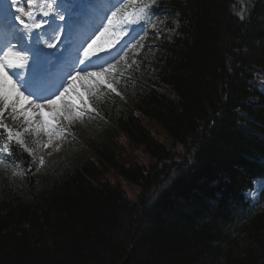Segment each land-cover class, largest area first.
<instances>
[{"label":"trees","instance_id":"16d2710c","mask_svg":"<svg viewBox=\"0 0 264 264\" xmlns=\"http://www.w3.org/2000/svg\"><path fill=\"white\" fill-rule=\"evenodd\" d=\"M159 5L168 29L112 125L39 172L0 173V264H264V200L243 197L264 178V0ZM139 149L148 163L125 159Z\"/></svg>","mask_w":264,"mask_h":264},{"label":"snow or ice","instance_id":"6c2138e0","mask_svg":"<svg viewBox=\"0 0 264 264\" xmlns=\"http://www.w3.org/2000/svg\"><path fill=\"white\" fill-rule=\"evenodd\" d=\"M82 3L88 5L89 10L95 5L96 0H81ZM138 0H129V4H135ZM7 5L8 15H6L0 24L3 22H9L8 26L10 28L17 29L19 32V39L8 45V47L0 53V117L4 115L6 111H11L13 119H18L22 121V126L24 131L30 132L34 131L37 135L44 132L49 138V145L51 144L52 137L55 134L63 135V130L59 127L65 120L69 122L72 119L73 112L75 114H80V112L86 107L84 97L79 93L76 94L75 98L69 97V92H75V82L79 80L94 79L96 84H103L108 89L115 91L113 85L107 80L101 81V77L106 76V74L111 73L115 69V65L112 64L107 68H103L98 71L88 70L76 71L75 74L70 75V79L67 80V86L62 88L57 95L42 101H37L33 97L26 95L13 80L7 72V69H22L27 73L30 61L35 58V52L38 50L39 45L35 42V38L38 35H42L45 29V25L49 28L55 19L56 30L53 39L45 41L46 49H55L57 51L63 50L62 37L64 35L63 27V16H58L55 11V4L49 2V0H41L39 4L36 0H27V9L39 8L40 19L36 18L33 11H29L25 6H21L19 0H11L8 4V0H5ZM153 10L152 15H157L156 8L159 7L156 4V0H153ZM127 6V5H126ZM15 11H12V8ZM120 13L113 11L110 16L106 17L107 25L103 26V31L99 33L91 41L87 43V46L82 49L83 60L79 63L82 65L86 60H89L96 53L94 49L97 48L98 41L108 36V43L112 47H115L119 40V34L116 32L118 26L124 21H127L128 25L136 23L133 19L132 14H127L122 16L120 19L118 17ZM31 20L32 23H28ZM22 30V31H21ZM127 33H125L126 35ZM58 45L61 47L58 48ZM103 46L99 47V51H103ZM81 73H85L82 76ZM23 78V76L21 77ZM119 95V93H117ZM66 97L68 98V111L56 110L58 102H64ZM79 101V103H77ZM53 110L50 119L44 117L42 109ZM38 121V122H37ZM0 128H2L7 134V140H15L18 145L23 146L25 141L22 139V134L19 131L14 132L0 120ZM49 145H43L47 147ZM3 151L8 153L9 156L14 155L15 149L9 151V145H3ZM25 151H28L25 149ZM42 165L44 163L43 159L39 160Z\"/></svg>","mask_w":264,"mask_h":264},{"label":"rangeland","instance_id":"374dc122","mask_svg":"<svg viewBox=\"0 0 264 264\" xmlns=\"http://www.w3.org/2000/svg\"><path fill=\"white\" fill-rule=\"evenodd\" d=\"M239 6H242V4L239 3ZM132 47L133 46H131V48ZM134 53H136V51H134ZM86 80L90 81V87L91 88H93L95 86H102L103 85V84H96L94 79H88L87 78ZM86 80H83L79 84H75V92H69V94H68L69 97L75 98L77 93H79L80 95H83L82 90L85 88V87H83V84L86 82ZM101 81H104V80L101 79ZM113 88L115 89V91H112V90H110V91L117 94L116 87H114V85H113ZM83 97H84V95H83ZM84 100H85V98H84ZM77 103H79V101H77ZM56 110L68 111L67 102H58V104L56 106ZM88 110H92V109L88 108ZM42 111L44 113V117L50 119V116H51L53 110L45 108V109H42ZM76 115L77 114H75V112H73L72 118H74ZM20 133L22 134V139L25 141L24 132H20ZM29 133H30V136H32L33 138L30 140V142H27V143L25 142L24 147H26L28 149L31 156H33V154L36 156H40L41 153L38 154V151L41 150V147H44L43 145H49V138L44 132H41L39 135H37L34 131H30ZM151 133L153 136L155 134V136L157 138H160V140L162 139L160 137V133L158 131H155L154 128L151 129ZM26 135L28 136V132L26 133ZM13 141H15V140H13ZM122 141H123V139H120V142H122ZM27 145H30V146L27 147ZM120 145H121V148H124L126 150V154H127L128 150L126 149L125 145H123V143ZM128 154H129V156L125 157L126 160L137 161L141 164H146L149 161L148 157L146 156V154H144V152L141 149L136 150V151L130 150L128 152ZM110 180L114 183H118L122 187L124 192L128 195L129 198L133 199L134 197H136L137 188L135 186L131 185L130 183H128L124 179L118 178V176H115V175H110ZM255 184L259 187V189L255 190L253 187V189L251 191L246 193V196L249 199H251L252 201H254L257 198L259 191L264 189V181H257V182H255Z\"/></svg>","mask_w":264,"mask_h":264},{"label":"bare ground","instance_id":"6f19581e","mask_svg":"<svg viewBox=\"0 0 264 264\" xmlns=\"http://www.w3.org/2000/svg\"><path fill=\"white\" fill-rule=\"evenodd\" d=\"M262 90V89H261ZM247 91L249 92L250 91V89H247Z\"/></svg>","mask_w":264,"mask_h":264}]
</instances>
